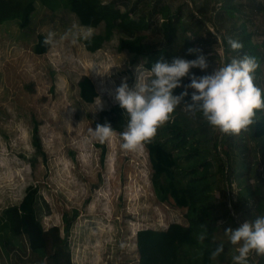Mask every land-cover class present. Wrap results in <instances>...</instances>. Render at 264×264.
<instances>
[{"label": "rangeland", "instance_id": "1", "mask_svg": "<svg viewBox=\"0 0 264 264\" xmlns=\"http://www.w3.org/2000/svg\"><path fill=\"white\" fill-rule=\"evenodd\" d=\"M221 10L235 12L227 6ZM261 27L253 29L258 32ZM155 29L151 26L144 33L143 44L148 48L164 45ZM207 29L225 33L219 25ZM103 32V24L96 29L80 26L70 12L52 11L39 2L29 28L23 29L15 21L0 23V264H33L26 239L10 231L4 214L8 207L23 201L30 187L37 188L46 229L58 227L61 236H66L64 217L73 219L68 234L72 264H138V231L165 230L172 223L188 225L189 209L154 187L152 163L144 144L126 150L121 134L114 132L101 142L90 132L96 129L103 111L119 105L115 90L122 81L135 90L139 72L150 71L147 57L120 51L117 32L97 52L87 51L83 40ZM244 32L248 34L247 26ZM178 33L185 34L180 26ZM40 34L52 47L37 55L34 46ZM85 76L99 92L92 104L80 96L79 82ZM194 91H188L191 96L183 99L152 138L165 143L177 157L175 171L181 185L200 177L201 171L210 178L211 168L226 159L224 143L207 155L209 169L196 161L201 155L194 152L189 140L183 148L175 147L181 144L175 135L178 116H189L193 122L195 113L201 114L185 107L192 103ZM209 129L224 139L218 129L210 125ZM161 182L166 185L164 179ZM231 203L227 205L234 210V201ZM234 218L239 220L215 221L225 225V231L243 223L240 217ZM216 234L219 241L230 243L225 234ZM255 254L250 253L247 264H264V256L257 260ZM43 262L54 264L51 258Z\"/></svg>", "mask_w": 264, "mask_h": 264}, {"label": "trees", "instance_id": "2", "mask_svg": "<svg viewBox=\"0 0 264 264\" xmlns=\"http://www.w3.org/2000/svg\"><path fill=\"white\" fill-rule=\"evenodd\" d=\"M37 2L47 6L52 11L63 9L70 12L80 26L96 29L103 24V33H94L83 40L85 49L89 52L94 53L100 50L117 32L120 37V51L127 50L135 57H147L149 70L154 63L161 59L171 62L173 57L184 58L172 52L174 49L176 50L174 46L178 39L179 26L175 25L171 19L164 21L162 33L160 29H155L156 33H160L159 35L164 37V45L148 48L143 44V40L144 33L150 30V21H135L131 19L128 13H122L112 4H105L102 0H0V23L15 21L19 23L21 28H29L37 12ZM227 8L232 9L230 6ZM262 12L264 13V0ZM224 13L227 14V12ZM227 15L230 18L238 19L236 9L235 12L231 11ZM244 26L247 25L240 24L236 33H242L241 36L245 34ZM247 35L251 36L249 29ZM247 35L244 36L245 41H249ZM262 45L264 46V42ZM189 46L191 48L193 44H188ZM51 47L52 44L48 38L40 34L37 37L34 52L37 55H42L47 53ZM254 58L258 60L257 57ZM190 59L192 58L190 57ZM185 79L186 77L183 78L182 84ZM79 89L80 96L86 103H94L99 96L96 85L90 77L85 76L80 80ZM184 91L180 87L174 90L173 94L179 96ZM188 96H191L190 93ZM128 119L126 110L117 105L110 110L103 111L97 124L110 123L114 132L121 134L126 130ZM182 122L180 123L178 119L176 122L179 131L175 135L181 143L179 146H175L176 148H183L181 146L188 143ZM258 133L264 135V122L258 126ZM224 135L226 134L223 133ZM223 141L224 139L220 138L218 145L221 146ZM144 145L152 163L154 187L158 192L171 194L176 204L188 208L189 213L188 225L172 223L165 230L143 229L138 231L136 235L139 252L138 264H217L218 257L215 260L212 259V253L218 247L214 240L215 219L209 213L211 186L207 174L202 171L200 177H195L181 185L176 178L177 172L175 171L179 167L178 159L165 143L150 139L144 142ZM200 163H203L205 169H209L211 166L206 160ZM196 172L198 171L196 170ZM162 179L165 180L166 185L161 182ZM227 184L230 188L229 179H227ZM231 202L232 200L229 202L230 205ZM41 205L38 200L37 188L30 187L19 205L4 210L10 231L26 239L32 254L31 262L33 264H43L45 258L53 259L54 264H72L68 234L73 219L69 220L68 216L64 217L67 235L62 237L58 227L45 228L39 213ZM228 211L230 213L231 208L228 207ZM230 218L234 219L235 223L238 220L237 218L235 220L232 215ZM202 236L204 239H201ZM62 255L64 256L63 261H61Z\"/></svg>", "mask_w": 264, "mask_h": 264}, {"label": "crops", "instance_id": "3", "mask_svg": "<svg viewBox=\"0 0 264 264\" xmlns=\"http://www.w3.org/2000/svg\"><path fill=\"white\" fill-rule=\"evenodd\" d=\"M122 13H128L135 21H150V25L162 30L164 21L169 19L175 25L183 28L184 35L178 33L176 50L172 52L179 54L184 59L194 60L197 54L189 55V49H197L207 57L209 68L207 71L191 69L190 74L182 84L191 83V77H202L212 74L219 66L231 62L233 58L243 56L257 57L259 68L254 73L256 87L264 91V27L255 32L254 27L264 26V13L262 12L263 0H107ZM230 6L238 11V19L228 17L222 8ZM214 10H220L219 12ZM240 24H246L249 29V41H245V34L237 31ZM223 27L225 33H212L206 27ZM195 27L199 28L195 30ZM229 27H232L229 28ZM210 29V28H209ZM254 30V31H253ZM162 33V31H161ZM161 40L163 36L159 35ZM239 41L243 47L234 51L228 44V40ZM181 43V44H180ZM188 44H193L190 48ZM151 46V44H149ZM182 46V47H181ZM199 54V53H198ZM252 54V55H251ZM192 91V89H187ZM193 122L189 116H178L186 137L194 147V152L201 155L196 161L208 160L207 155L214 153L220 140L217 131L209 129L208 122L202 114L195 113ZM199 121V122H198ZM264 122V108L257 109L253 122L239 134L224 135L225 160L215 168H211V177L208 178L211 186V200L209 202V213L212 218L224 220L226 223L230 216L240 217L242 222H254L258 216L264 213V135L258 133V126ZM207 124V125H205ZM207 126V127H206ZM210 130V131H209ZM209 132V133H208ZM197 163V164H198ZM225 163V164H224ZM242 165V167H240ZM226 166L228 167L226 169ZM244 169V170H243ZM202 172V171H201ZM214 176V177H213ZM227 179L234 188L228 187ZM233 193V194H232ZM234 198V199H231ZM234 201V210L228 211L227 203ZM262 200V201H261ZM217 211V212H216ZM239 220V219H238ZM233 226H237L232 224ZM225 225L214 223L217 247L223 246V253L218 256L217 264H233V257L237 255L236 248L231 243L219 241L224 234ZM236 228V227H235ZM252 257V256H251ZM259 260L260 255L255 254ZM221 260V261H219Z\"/></svg>", "mask_w": 264, "mask_h": 264}, {"label": "clouds", "instance_id": "4", "mask_svg": "<svg viewBox=\"0 0 264 264\" xmlns=\"http://www.w3.org/2000/svg\"><path fill=\"white\" fill-rule=\"evenodd\" d=\"M228 44L234 51L243 47L233 39H229ZM188 54H197V58L189 61L173 57L171 62L161 59L150 71H140L135 90L126 80L116 88L115 100L126 110L129 118L126 130L121 133L124 149L137 150L152 139L158 127L169 120L188 96L187 89L195 91L192 103L186 105V109L199 111L210 126L224 134L241 133L253 122L256 110L264 108V91L254 83V73L259 64L250 56L233 58L210 75H193L191 83L184 86L186 90L179 96L174 95V90L183 86L181 82L189 76L191 69L207 71L209 68L207 57L199 50L189 49ZM90 132L101 142L115 134L107 122L97 124L96 129H90ZM224 234L238 253L233 257V264H247L252 252L264 256V216H258L254 222L245 221L236 229L228 228ZM223 251L221 245L212 253V259L215 260Z\"/></svg>", "mask_w": 264, "mask_h": 264}]
</instances>
